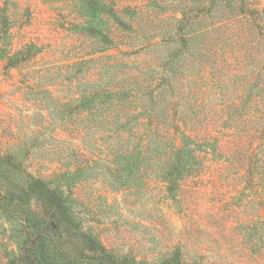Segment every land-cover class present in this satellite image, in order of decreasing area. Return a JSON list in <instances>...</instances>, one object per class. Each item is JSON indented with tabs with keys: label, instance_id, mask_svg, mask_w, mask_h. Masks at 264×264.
<instances>
[{
	"label": "rangeland",
	"instance_id": "1",
	"mask_svg": "<svg viewBox=\"0 0 264 264\" xmlns=\"http://www.w3.org/2000/svg\"><path fill=\"white\" fill-rule=\"evenodd\" d=\"M104 2L123 18L110 19L107 43L80 25L77 0H0V55L35 46L16 65L0 58V264H27L26 213L49 205L23 195L29 176L70 192L82 226L121 256L264 264V0ZM182 12L186 33H198L176 59L159 115L197 140L200 161L171 185L166 149L178 137L160 129V155L146 149L144 118L115 133L100 109L76 108L74 97L101 83L126 85L140 67L158 71L181 42L146 44L169 36ZM66 235L56 239L64 250Z\"/></svg>",
	"mask_w": 264,
	"mask_h": 264
},
{
	"label": "trees",
	"instance_id": "2",
	"mask_svg": "<svg viewBox=\"0 0 264 264\" xmlns=\"http://www.w3.org/2000/svg\"><path fill=\"white\" fill-rule=\"evenodd\" d=\"M77 1L78 10L84 18L80 25L84 26L87 33L95 38H102L103 43L113 41L108 33L110 19L117 20L118 23L123 22V18L116 13L113 4L106 3L104 0ZM182 13L180 18H176L178 23L169 36H162L161 40H151L146 44L148 48H152V46L156 48L159 44L163 46L164 42L170 39L174 43L175 41L181 42V45L177 44V46H180L177 50L163 56L159 64V70L152 72V75L153 73H156V75L149 76L151 73L146 75V71L149 70L140 67L138 72L135 74L131 72L130 76L126 78L129 81L126 85H121L120 81H116L113 85L101 83L96 89L86 88L79 97H74V99H79L75 104L76 108H82L91 113L96 109H100L104 120L107 122V129L115 133L120 132L125 126L132 125L134 121L144 118V121L148 122V129L147 134L141 137L144 140L146 138V149L153 151L152 149L155 147L160 155L163 152L165 153L162 149L163 146L160 145L164 140V136L168 134L171 137H178L180 143L174 140L168 150L166 149V160L169 162L165 166L164 174L167 182L171 185L176 184L179 176L182 177L186 173H192L200 161L196 148L192 145V143H197V140L182 131L177 122H173V119L165 118L162 121L160 118L163 117L159 115L162 108L159 105L162 104L164 99L168 98L167 93L174 89L172 76L176 73H170H174L176 59L188 52L189 40L196 37L198 33L196 32L192 36L186 33L184 22H188L189 15H186L185 12ZM154 30H157V28L155 27ZM115 47L119 48V46ZM34 49V45H29L15 54L0 55V58L7 59V65H16L21 61V57L23 59L30 57ZM109 49L102 48L100 51L107 54ZM124 61L129 63L126 59ZM139 62H142L140 58ZM147 80H151V82L148 83ZM124 115L125 118H123ZM116 116L118 117L116 118ZM165 128H168V131L163 135L160 129ZM158 129L159 133L156 132ZM170 130H173L172 133H170ZM138 135L140 136V134L136 136ZM154 143L155 145H153ZM129 152H132L131 155H133L134 150ZM67 173H60L59 184L63 183V179H67ZM28 178L26 180L28 189L22 191L23 195L29 196L30 193H38L40 200L49 205L44 206L47 209L46 212L44 210L34 211L31 208L26 213L25 220L31 227L29 234L34 237L32 238L34 243L26 251L25 258L27 260H25L27 264H147L144 261L137 260L135 256H121L111 251L92 230L85 229L82 226L80 214L74 209L72 203H67V199L71 195L70 192L67 193L57 186L54 187L53 182L50 180L47 181L34 176ZM65 232L70 235H66ZM58 235L60 237L65 235L72 237V241L67 245V250L57 246L56 239ZM158 264L186 263L180 259V256L173 255Z\"/></svg>",
	"mask_w": 264,
	"mask_h": 264
}]
</instances>
